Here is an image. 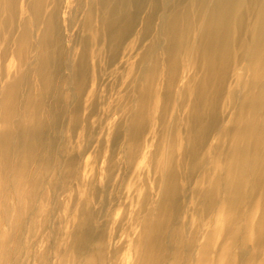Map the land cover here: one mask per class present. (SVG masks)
I'll return each mask as SVG.
<instances>
[{"label":"rangeland","instance_id":"1","mask_svg":"<svg viewBox=\"0 0 264 264\" xmlns=\"http://www.w3.org/2000/svg\"><path fill=\"white\" fill-rule=\"evenodd\" d=\"M93 1L59 0V30L50 49L39 44L43 25L29 24L38 51L30 52L32 59L22 68L27 75L16 123L21 125L27 112L33 123L13 137L11 154L0 153V264H196L202 230L217 225L221 198L210 196L207 183L202 194L194 188L211 171L216 136L234 109L228 115L222 93L215 111L205 112L201 125L192 124L185 108L179 109L183 60L169 75L177 58L165 57L163 50L170 48L156 39V29L166 35L157 20L162 12L155 11L153 28L143 35L150 8L131 5L126 12L136 22L129 32L119 23L107 35L103 20L109 16L99 6L93 10ZM24 4L17 0L15 14L23 24L31 20L29 10L22 15ZM122 13L117 17L124 21ZM16 67L9 53L0 66V99ZM36 68L38 73L28 74ZM143 94L149 96L145 103ZM0 121L1 138L9 133ZM210 124L218 125L211 135ZM199 131L200 157L183 161L190 149L187 138ZM259 181L258 173L249 177L224 231L214 236L206 264L264 259V227L258 241L247 231L251 213L250 222L264 225L259 202L264 181ZM163 193L168 206L161 214ZM234 236L238 243L230 248L225 240Z\"/></svg>","mask_w":264,"mask_h":264},{"label":"bare ground","instance_id":"2","mask_svg":"<svg viewBox=\"0 0 264 264\" xmlns=\"http://www.w3.org/2000/svg\"><path fill=\"white\" fill-rule=\"evenodd\" d=\"M59 4V0L51 2L25 0L22 15L29 10L31 20L23 24L19 20L16 21L17 0H0V66L4 64L9 53L13 54L17 66L11 75L13 82L7 85L0 99V120L5 122L9 133L2 134L0 138V153L8 150L11 154L13 137L23 128L31 127L33 123V117L29 112L25 118L23 117V125L16 123L19 116L18 106L20 102L23 105L19 90L27 75L22 68L31 61L30 52L38 51L33 49L38 48L36 44L34 46L30 42L32 30L29 24L35 28L39 23L43 25L38 38L39 44L50 49L51 39L59 30L57 17ZM131 5L135 7L139 5L137 10L142 9L144 5L143 11L147 7L150 8L144 21L143 35L152 30L151 23L156 19L155 11L162 12L157 20L161 29L165 28L166 35L159 33L160 28L156 29V39L165 44L167 49L170 48L169 51L163 50L165 57L167 54L170 58H177L175 62L169 64V75L177 70L178 60H183L182 67L185 70L178 83L180 87L177 86L181 94L179 109L181 111V107L185 108L189 121L201 125L205 112L208 114L211 111L212 114L215 111V103L222 93H225L227 106L230 109L228 115L234 109V113L228 116L227 122L223 123L224 129L216 136L219 140L214 146L216 149L211 162V171L203 173L194 188L196 194H202L204 183H207L210 196L218 194L221 198L217 225L211 231L207 226L201 233L202 241L196 264H206L207 252L214 236L224 229L225 218L230 215L229 211L240 203L241 195L248 187L249 177L258 173L259 182L264 181V0H94L92 9L95 10L99 6L103 9V13L109 16L108 20H103V24L107 35H110L113 26L119 23L124 24L123 31L129 32V27L136 22L134 15L126 12V8ZM120 12H123L121 16L126 17L124 21L123 18L117 17ZM157 64L159 65V62L154 67L159 69L160 65ZM189 69L194 70L192 77ZM34 71L38 73L40 70L36 68L28 74H34ZM155 75L156 73L152 74L151 82L156 78ZM144 98L147 99L149 96L143 94L142 101ZM28 102L29 100L26 104ZM15 104L16 112H13ZM176 106L178 108V105ZM202 107L206 111H203ZM222 122L221 120L219 123ZM217 126L209 125L208 130L212 132L210 135L218 131ZM202 133L199 131L194 132L192 136L189 135L187 144L190 149H187L183 161L187 156L191 160L200 157L197 145L202 141ZM167 138L168 134H166ZM224 140L227 141L228 148L222 150ZM165 149L166 147L163 149L164 152ZM203 164L200 165V169ZM255 191L257 190L254 188ZM262 196L259 202L264 204ZM167 206L166 193H163L158 205L159 212L165 213ZM254 215L255 213H251L247 218V223L252 224L247 231L255 234L254 237H257L255 241H258V233L262 232L264 225L258 221L250 222ZM225 242L231 248L232 244L238 243L237 236ZM160 244L157 245L160 247ZM193 244L196 245L195 242ZM193 244L189 246L192 248ZM152 248L151 243L147 252L143 254L144 260H150ZM224 264L230 263L224 262ZM257 264H264V259Z\"/></svg>","mask_w":264,"mask_h":264}]
</instances>
